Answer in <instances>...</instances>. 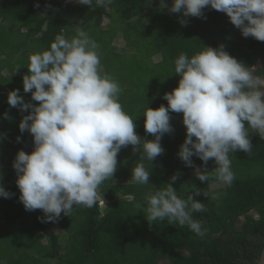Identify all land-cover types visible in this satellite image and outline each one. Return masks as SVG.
Returning a JSON list of instances; mask_svg holds the SVG:
<instances>
[{
    "label": "trees",
    "instance_id": "1",
    "mask_svg": "<svg viewBox=\"0 0 264 264\" xmlns=\"http://www.w3.org/2000/svg\"><path fill=\"white\" fill-rule=\"evenodd\" d=\"M165 3L170 8L172 0ZM168 8L161 10L160 0H113L98 8L78 4L76 0H0V170L8 171L15 182L17 174L11 167L17 152L30 154L34 149L31 134L19 130L20 110L8 105L7 95L18 89L24 102L38 105L31 99V92L24 93L20 83L27 74L30 55L48 50L57 35L70 40L83 30L95 41L100 75L106 74L118 83L119 103L134 120L137 135L149 141L154 136L146 133L143 114L147 107H167L163 96L175 89L181 78L174 71L180 54L191 58L203 47L216 49L223 45L229 55L247 67L264 56V42L242 37L225 13L206 8L203 18H185ZM180 20H186V26ZM119 31L129 49L113 44ZM256 74L264 75V57ZM169 114L173 131L162 136L164 151L154 161L141 160L140 152H134L131 145L120 150L113 177L97 188V193L108 200L103 210L97 202L92 207L78 205L69 216L61 213L58 219L50 221L69 237L62 246L59 235L47 228L48 222H42L44 214L39 209L30 211L28 224L35 239L31 248L39 258L26 253L22 257L26 263H258L264 245V138L248 128L251 154L240 150L229 154L235 176L230 185L214 174L201 182L196 169L211 172L217 165L213 159L204 165L193 156L195 168L185 166L178 157L186 137L182 113ZM140 163L151 172L149 184H138L131 178L132 170ZM174 175L178 179L171 186L179 198L187 200L192 195L194 201L205 205L201 212H192L190 205L188 209L192 219L200 223L203 236L195 234L187 224L181 226L169 218L149 222L146 219L145 198L166 188ZM13 187L10 193L19 200V189ZM6 218V223H10L11 216ZM43 238L47 242L45 252L40 248ZM3 260L0 252V262ZM7 261L21 264L20 259Z\"/></svg>",
    "mask_w": 264,
    "mask_h": 264
},
{
    "label": "clouds",
    "instance_id": "2",
    "mask_svg": "<svg viewBox=\"0 0 264 264\" xmlns=\"http://www.w3.org/2000/svg\"><path fill=\"white\" fill-rule=\"evenodd\" d=\"M76 2L98 8L113 0ZM165 8V0H160V9ZM206 8L225 13L242 37L264 42V0H172L168 11L185 18H203ZM179 22L182 26L187 24L186 20ZM97 48L83 30L70 40L57 35L48 50L30 55L27 74L22 79L24 93L31 92V99L38 105L25 103L18 89L7 95L10 107L28 111L19 130L30 133L34 144L30 154L20 150L13 161L24 209L41 210L42 222L48 223L61 213L69 216L78 205L92 207L97 202L103 210L108 200L97 193V188L113 177L120 150L131 145L134 152H140L141 160L154 161L164 151L162 136L173 131L170 112L182 113L186 128L179 159L194 168L193 156L204 165L213 159L217 167L211 172L196 169L197 178L205 182L209 174H214L230 185L235 176L229 154L238 150L251 154L248 128L264 138V75L256 74L255 66L247 67L237 61L223 45L216 49L203 47L191 58L180 54L174 69L181 77L178 86L164 94L167 107H147L144 129L154 139L142 140L135 131L134 120L119 103L118 83L106 74L100 75ZM4 116L8 118L7 113ZM150 175L140 163L132 170L131 178L143 185L149 184ZM176 179L178 175L171 177L166 188L145 198L146 219L149 222L169 218L181 226L187 224L195 234L203 236L205 232L188 209L190 205L192 212H201L205 205L194 201L192 195L187 200L179 198L171 186ZM11 195L0 185V198Z\"/></svg>",
    "mask_w": 264,
    "mask_h": 264
},
{
    "label": "rangeland",
    "instance_id": "3",
    "mask_svg": "<svg viewBox=\"0 0 264 264\" xmlns=\"http://www.w3.org/2000/svg\"><path fill=\"white\" fill-rule=\"evenodd\" d=\"M107 23V21L104 22V25ZM113 44L117 48H128L129 44H126L122 39V31L117 32L116 38L113 41ZM127 49V50H128ZM264 56H259L256 60L255 67H259L262 59ZM154 61H158L157 58H154ZM22 84V83H20ZM28 103V102H25ZM20 118H23L24 116L28 115V113H23L19 111ZM251 129V128H250ZM253 130V129H251ZM0 170V185H2L6 191L10 192V189L12 186L17 187L16 183L10 178V176L4 171L3 168ZM12 171L13 168L11 167ZM171 180L167 183L169 184ZM5 183V184H4ZM4 184V185H3ZM172 184V183H171ZM13 187V188H14ZM18 188V187H17ZM8 199L11 201V205L7 202ZM40 213L43 214L41 210H39ZM254 216L255 214L252 213ZM11 216L10 223L9 220L6 218V216ZM31 217V212L24 210V207L22 206V203L19 200H16L12 195L10 198H0V252L1 256L4 258L0 264H8V259L10 260H19L21 264H29L24 261L22 258L24 254H28L32 257L39 258V254L37 252H34L33 248L31 246L33 245V242L35 241L34 235L31 231L30 224H28V220ZM48 228L51 226V223H47ZM55 234L59 235L61 246L66 241V238H69L67 236V233L63 232L62 229H60L57 226L52 227ZM14 234V235H13ZM13 235V236H11ZM35 244V242H34ZM41 250L45 252L47 250L46 240L43 239L41 243ZM43 261H41L38 264H42Z\"/></svg>",
    "mask_w": 264,
    "mask_h": 264
},
{
    "label": "water",
    "instance_id": "4",
    "mask_svg": "<svg viewBox=\"0 0 264 264\" xmlns=\"http://www.w3.org/2000/svg\"><path fill=\"white\" fill-rule=\"evenodd\" d=\"M257 264H264V245H263V248H262V251H261V254H260V258H259Z\"/></svg>",
    "mask_w": 264,
    "mask_h": 264
}]
</instances>
